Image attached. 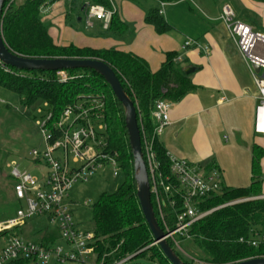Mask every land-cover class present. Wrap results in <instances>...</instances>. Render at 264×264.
I'll list each match as a JSON object with an SVG mask.
<instances>
[{"label": "trees", "instance_id": "obj_1", "mask_svg": "<svg viewBox=\"0 0 264 264\" xmlns=\"http://www.w3.org/2000/svg\"><path fill=\"white\" fill-rule=\"evenodd\" d=\"M61 0H6L2 13V33L5 44L13 53L26 58H67L94 59L107 64L120 80L125 92L137 109L138 125L141 133L143 158L147 166L145 144H151L160 165L158 181L172 186L170 197L177 202L170 207L164 189L160 195L164 202L161 217L154 194H151L155 217L166 234L173 230L176 216L182 211L181 195L177 194L178 182L171 175V161L168 153L155 135L157 122L153 117L158 102L175 104L189 93L195 91L187 68L178 62V53H168L160 70L153 73L149 64L142 58L118 51L114 48L97 50L89 47L56 45L49 34V28L43 21V9ZM135 2L141 0H132ZM156 4L146 12L145 21L154 27L158 34H166L172 27L160 15L161 3H173L179 0H155ZM264 4V0H253ZM85 2L113 10L111 0H72L78 5V11L86 12ZM102 28V26H101ZM103 34L115 38L132 36L134 29L125 23L117 11L111 24ZM7 73L0 68V88L18 96L25 109L37 104L47 103L58 119L62 112L79 99L94 98L105 103L107 123V151L118 155V161L125 177L124 183L111 194H102L93 209V232L96 243L93 245L97 264H116L129 258L127 264L139 259H147L156 264H170L159 246L154 245L152 233L146 224L137 197L134 160L125 125V110L115 98L110 86L95 71L68 70L75 79L60 83L56 72L20 71L8 66ZM263 149L253 147L252 185L245 189L224 187L220 194L203 199L199 208L209 212L206 217L195 223L191 229V241H182L194 245L205 264H235L241 261L264 258V245L254 248L240 240H248L256 233H263L264 199L262 196ZM169 178V180H167ZM150 187H152L149 177ZM223 207L226 204L252 199ZM21 228L7 231L2 237L20 236ZM55 232L49 230L40 242L43 245L56 244ZM169 245L184 264H194L195 258L183 255L171 240ZM185 252V251H184ZM186 253V252H185ZM187 254V253H186ZM188 255V254H187ZM189 256V255H188ZM16 264H28L19 262Z\"/></svg>", "mask_w": 264, "mask_h": 264}, {"label": "built area", "instance_id": "obj_2", "mask_svg": "<svg viewBox=\"0 0 264 264\" xmlns=\"http://www.w3.org/2000/svg\"><path fill=\"white\" fill-rule=\"evenodd\" d=\"M72 1V0H70ZM112 6L113 2L111 0ZM166 3H161L160 15L164 16ZM86 25L93 26V21L102 23V28L107 30L111 24L115 8L108 10L103 6L91 5L85 2ZM46 8L43 9L45 13ZM220 20L226 26L239 54L251 70L257 90L258 105L255 109V133L264 136V34L255 31L249 25L238 20L232 6L224 5L221 10ZM196 46L208 53L209 48L196 41L188 40L185 47ZM260 68L256 73L255 68ZM0 68L10 73L11 70L0 61ZM56 75L60 83H68L75 77L67 71H58ZM44 109H39L43 121L37 122V127L43 137L45 150L32 151L33 162L41 163L45 174L37 176L27 171H22L16 162L9 163L10 177L13 179L14 194L18 201L24 203L16 216L10 220L0 222V235L17 228H22L34 218H46L54 229L55 235L62 244L43 245L22 239L20 236L0 238V264H49L55 260L57 264L69 262L79 264H97V257L93 250L96 243L94 232L82 230L74 221L70 211L69 192L77 182L88 183L99 170L111 167L114 177L122 173L117 154L107 151V123L105 120V103L94 98H83L69 105L59 116L54 119L53 112L47 103L41 104ZM172 104L158 102L153 113L157 122L155 135L160 136L171 124L170 111ZM91 143L93 146H91ZM146 161L148 175L151 178V194H154L161 217L164 218V202L159 189L164 193L172 208L177 206L174 198L170 197L171 187L161 179L158 181L160 165L156 159L152 145L146 143ZM169 155V154H168ZM171 175L178 182L177 194L181 195L182 211L176 216L173 230H168L166 239L171 240L177 250L188 256L181 248V241H191V229L195 223L206 217L209 212H201L200 202L214 194H220L225 187L221 172L218 168L204 170L170 156ZM169 180V178H167ZM252 199L235 201L224 206L227 207ZM262 199V198H259ZM251 247L258 248L264 245V232L256 233L248 240L241 239ZM94 257L95 263H92ZM192 259V258H191ZM91 260V261H90ZM125 258L116 264H127ZM194 264H205L194 260Z\"/></svg>", "mask_w": 264, "mask_h": 264}, {"label": "crops", "instance_id": "obj_3", "mask_svg": "<svg viewBox=\"0 0 264 264\" xmlns=\"http://www.w3.org/2000/svg\"><path fill=\"white\" fill-rule=\"evenodd\" d=\"M114 1L115 11L134 29L132 36L124 39L106 36L102 23H95L96 20L92 27H87L86 12L80 13L78 5L71 4L78 20L73 22V14L60 1L53 5L46 19L55 44L132 53L144 59L153 73L160 70L168 53H178V62L190 71L196 89L172 104L171 124L159 136L160 143L172 157L206 171L218 168L226 188H250L253 147L264 151V136L254 129L258 90L220 16L223 5L229 3L238 20L264 34V4L253 0L166 3L163 17L172 29L160 35L145 21L146 12L156 4L155 0H142L147 7H139L132 0ZM188 40L207 46L208 53L196 46L185 47ZM261 166L260 198L264 199V156ZM35 167L39 171L35 175L45 174L41 163H35Z\"/></svg>", "mask_w": 264, "mask_h": 264}, {"label": "rangeland", "instance_id": "obj_4", "mask_svg": "<svg viewBox=\"0 0 264 264\" xmlns=\"http://www.w3.org/2000/svg\"><path fill=\"white\" fill-rule=\"evenodd\" d=\"M61 1L64 3L61 4L65 10H68L67 12L71 16L73 14L71 20L77 22L78 20L74 16L75 13L70 9L72 6L71 1ZM193 1L197 2V0ZM208 1L212 2V0ZM112 2L115 1L112 0ZM135 3L139 7H147L146 2L142 0ZM53 5L46 7V11L43 13V21L48 28H50V25L46 19L50 15ZM39 109H44L41 104H37L30 109L23 108L17 95L0 88V222L14 218L20 208L24 207V203L18 201L15 197V183L10 177V170L7 165L16 162L22 171L39 174L32 157V151L43 152L45 150L43 137L37 127V122H42L44 119L43 115L39 114ZM91 146H93L92 143ZM124 181L123 173L119 177H114L112 168L105 167L99 170L88 183L77 182L74 184L69 192L67 203L70 204V211L75 223L82 230L93 232V209L100 196L105 193H113ZM49 230L52 232L54 229L49 225L46 218H34L21 228L20 237L30 242L39 243ZM260 231H264V228H260ZM59 243L62 244L61 241ZM181 248L190 256L189 258L200 259L201 254L194 245L183 242ZM91 259L92 263H95L94 257H91ZM49 264L57 263L52 260ZM65 264L79 263L67 262ZM134 264L156 263L147 259H139Z\"/></svg>", "mask_w": 264, "mask_h": 264}, {"label": "water", "instance_id": "obj_5", "mask_svg": "<svg viewBox=\"0 0 264 264\" xmlns=\"http://www.w3.org/2000/svg\"><path fill=\"white\" fill-rule=\"evenodd\" d=\"M6 0H0V61L20 71L58 72L68 70H92L98 73L110 86L115 98L125 110V125L134 160L135 180L137 183V197L146 224L148 225L154 245L159 246L170 264H184L169 245L166 234L161 229L152 205L151 187L146 163L143 158L141 133L137 119V109L134 102L125 92L115 72L104 62L94 59H67V58H26L19 56L7 47L2 33V13ZM255 71L260 73V68ZM187 73L190 71L187 70ZM235 264H264V258H253Z\"/></svg>", "mask_w": 264, "mask_h": 264}]
</instances>
